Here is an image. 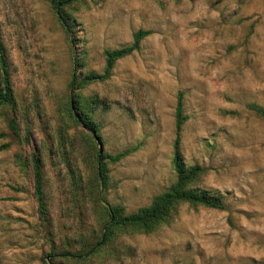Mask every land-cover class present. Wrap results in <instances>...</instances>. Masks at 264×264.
<instances>
[{
	"label": "rangeland",
	"instance_id": "obj_1",
	"mask_svg": "<svg viewBox=\"0 0 264 264\" xmlns=\"http://www.w3.org/2000/svg\"><path fill=\"white\" fill-rule=\"evenodd\" d=\"M67 13L69 32L51 0H0L17 99L15 112L0 105V264H48L51 245L78 249L80 235L97 233L102 204L131 212L173 183L178 94L184 161L204 168L195 186L224 208L180 204L150 233L118 234L114 256L75 264H264V119L249 107L264 106V1L78 0ZM139 29L151 32L109 78L70 86L102 72L104 49L130 44ZM73 99L91 112L100 140L69 115ZM13 115L28 140L12 133ZM32 150L43 161L49 229ZM122 151L104 160L106 182L96 180V153Z\"/></svg>",
	"mask_w": 264,
	"mask_h": 264
},
{
	"label": "trees",
	"instance_id": "obj_2",
	"mask_svg": "<svg viewBox=\"0 0 264 264\" xmlns=\"http://www.w3.org/2000/svg\"><path fill=\"white\" fill-rule=\"evenodd\" d=\"M78 0H51V5L58 21L66 32L70 31L73 22L69 19L67 7ZM264 1V0H263ZM151 31L139 29L133 33L132 42L114 49H104L105 65L102 72L88 71L80 74L79 81L70 82V86L77 84L76 88L84 86L95 81H103L110 77L112 69L117 60L131 54L139 49L140 41ZM75 88V87H73ZM94 104V101H91ZM86 104V102H85ZM0 105L11 106L13 112L16 110L17 99L12 80V63L9 51L4 43L0 30ZM72 107L75 113H72ZM69 101V115L77 123H82L85 128L91 131L92 140H100L98 133L99 126L91 117L89 112L83 105L76 104L73 99ZM249 107L255 111L257 115L264 119V106L252 103ZM77 115V116H76ZM187 120V115L183 113V101L181 94H178L175 106V137L173 140L172 166L176 175V179L164 191L156 194L147 205L138 207L136 210L126 212L124 206L120 204H102L104 217L100 220L99 230L95 234L93 231L91 239L82 240L79 236V248H70L69 242L66 240L63 244L51 245L48 252V264H75L84 260L94 258L99 255L114 256L118 250L113 247L114 241L120 233H150L159 226L169 223L174 215L178 212L180 204L187 203L191 206H205L213 208H224V202L218 195L211 194L206 189L195 186V182L200 177L204 168L199 164H186L184 156L180 148V131L182 125ZM12 133L20 138L27 139V135L21 136L17 124L16 115H13L8 124ZM2 133H0V136ZM127 151L118 152L116 154L96 153L97 174L96 180L100 179L106 182V169L104 160L110 162L118 161L125 156ZM28 161L31 167L33 177V191L38 204L39 219L51 224V217L48 212L47 198L44 188V171L43 161L38 150H32L29 153ZM81 239V240H80Z\"/></svg>",
	"mask_w": 264,
	"mask_h": 264
},
{
	"label": "water",
	"instance_id": "obj_3",
	"mask_svg": "<svg viewBox=\"0 0 264 264\" xmlns=\"http://www.w3.org/2000/svg\"><path fill=\"white\" fill-rule=\"evenodd\" d=\"M100 152H101V147H100Z\"/></svg>",
	"mask_w": 264,
	"mask_h": 264
}]
</instances>
